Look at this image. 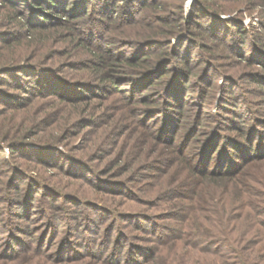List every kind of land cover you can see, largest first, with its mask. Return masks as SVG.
Returning a JSON list of instances; mask_svg holds the SVG:
<instances>
[{
    "label": "rangeland",
    "instance_id": "obj_1",
    "mask_svg": "<svg viewBox=\"0 0 264 264\" xmlns=\"http://www.w3.org/2000/svg\"><path fill=\"white\" fill-rule=\"evenodd\" d=\"M39 1L0 0V35H6L9 38L19 37L12 48L0 51L4 58L0 59V64L3 60L10 59L11 54L15 51L18 53H22L23 49L28 51L19 58L21 65L24 64L20 69L24 70H20L19 74L7 75L4 81H13L12 78H14L13 83H21V85L24 84L22 81L27 84L29 81L37 83L40 75L44 80L48 78L52 80L54 78L67 79L71 82L85 80L86 83H89L85 89L95 87L94 91L100 92L104 96L94 99L88 106L92 112L89 111L85 114L88 118L86 122L88 124L85 127L74 128L67 134L63 133L66 130L62 129L61 120L59 123L52 118L53 115L49 117L50 120L46 125L41 126L39 135L42 136L18 138L26 141L27 144L29 143L30 149H35L34 147H37L36 140L48 142L45 141L47 135L55 133L61 137L60 142L55 140L54 143L59 144L61 151L67 152L68 150L75 160L68 154H58L57 158H60L62 162L65 161V166L59 169V167L51 166L48 162L37 161L33 155H23L16 152L15 163L33 165L36 169H26L30 171V175L56 186L61 191L76 193L84 199L97 200L102 204L107 202L112 207V211L120 213L122 218L127 221L124 222L125 227L131 231H137L136 224L129 221L130 216L134 213H138L139 221L136 223L145 227H151L155 223L156 227L160 225L164 228L166 221L157 218L154 220L155 222H152L148 219H150V214L160 213L155 206L156 204L161 203L164 206L165 203H168L161 202L167 200H161L163 199L161 196L164 197L165 195H158V189L159 185H165L172 179H168L170 173H164L165 176L162 179L159 175L163 172L160 168L177 169L176 163L172 161L175 150L168 142L165 145L151 135H146L140 121L143 120L146 112L151 111V119L146 120V123L152 127L158 126L162 122L161 108H166L173 101L169 108L176 112L183 110L178 119L182 118L186 124L197 119L205 123L203 126L199 125V130L195 135L197 137L196 144L199 138L203 141L214 136L219 138L217 139L220 145L218 148H220L224 144L223 138L225 139L227 136L245 135L239 134L241 130L247 134L249 132L254 133L252 127L258 130L264 129V71L261 69L263 73H256L259 66L257 62H254L259 58L258 47L264 50V0H185L182 10L180 8L181 0H150L143 10H136L130 17H125V7L127 2L131 4L134 0H118L117 3L112 0V9L106 14L101 13L104 9L102 7L110 4V2H108L109 0H100L101 3H96L98 8L96 7L93 11L89 9L87 16L84 12L85 8H80L77 12L72 10L77 0L66 1L68 2L66 13L51 4L43 1L39 3ZM155 3L159 5L161 11L151 15L153 13L148 7H154L151 4L156 5ZM27 4L38 5L48 16L52 15L54 19H59V22L53 27H49L50 21H47L45 28L37 32L45 39L34 44L27 42L29 36H23L25 35L24 30H21L18 24V21L27 22V20H31ZM217 4H221V7L217 8ZM217 9H219L218 12L222 17L220 21L214 19L213 11ZM73 19L77 21L74 25L71 22L74 21ZM139 20L143 21L139 22ZM78 22L81 24L83 22L84 25L91 22V26H88L92 27L94 32H99L104 38H107L110 26L114 24L118 27L113 34L120 36L124 33L126 36H121V40L112 37L107 38L100 47L106 58L103 61L95 60L87 50L84 41L87 40L84 37L88 35L82 33L78 41H73L74 34H78L75 29ZM176 22L182 26V30L170 40L165 37L161 38L163 36L160 35L143 39V43L136 46V42H132L135 37H145L142 32L148 27L166 32V27L170 28ZM47 25L48 28H46ZM194 30L197 31L194 32ZM88 39L90 38L88 37ZM188 39L192 42L187 41ZM94 45L100 46L99 41L96 40ZM158 50H162L163 53L160 54H163L162 57L155 59L153 68L143 74L134 73L135 71L127 63L118 61L135 56L147 55L151 57L153 56L151 53ZM26 63L33 65L32 70H26L29 69L26 67ZM120 63L121 66H119ZM97 68L99 71H96ZM162 69L169 72L168 76L175 72L174 77L172 80L164 77L167 78L162 83L165 89L152 87L154 82L159 80L161 74L164 73ZM189 70L192 73H189ZM26 73L29 74V77ZM188 74L190 77L187 80ZM225 76L229 78H225ZM25 79L29 80L25 81ZM1 85L8 90L23 91L6 82L1 83ZM175 90H178L180 94L179 103L181 104L179 106L174 104L179 98V96H172ZM131 94L134 96V101L129 99ZM223 96L224 98L229 97L226 101L228 104H221ZM23 99L25 105L20 108V114L15 118H12L13 111L9 109L11 107L0 102V122H5L11 126L9 124L10 119L15 123L35 112L39 113L40 111L39 114L42 117L53 112L56 108L60 110L61 114L67 112L64 105L53 101L52 95L37 96L29 104L28 100H25L26 98ZM142 99H146V102ZM204 99L205 103L206 99L207 102L212 103L206 110L202 106ZM5 107L8 110L4 109ZM209 109L216 112L210 116ZM164 118L167 123L173 119L171 115ZM176 123L178 122L174 121L173 124ZM154 132L156 133L157 130ZM200 143L201 141L198 145ZM2 147L4 150L0 151V158L9 157L8 145L3 143ZM215 157L216 155L212 157L211 165L214 163ZM179 167H182L181 164H178V169ZM8 171L0 161V179L2 182L7 178ZM22 180H15V184H24L21 183ZM112 180L134 188L135 194L130 196L115 195L111 191H118L119 186H112ZM11 183L13 182L8 184L10 191L14 185ZM177 184L176 179L169 183L170 188ZM216 184L220 188L225 185L224 183L220 184V182ZM109 187H113V190H110ZM5 189L7 190V188H3L2 191ZM182 191L186 192L187 190ZM29 192L30 190L25 191V195L27 196ZM216 192L217 197L214 200L217 201L221 193L218 190ZM0 194H3L4 197L3 200H0V241L6 239L12 231L15 236L25 240L28 245L35 239L43 242L46 237L47 240L45 241L54 246L64 238L71 237L74 233V240L81 238L80 247L84 253L89 252L82 247L87 241L86 230L81 228L76 231V228H70L69 223H74V220L69 218L70 215L66 214L65 216L64 213V210H71L79 206L63 203L62 206L66 208L57 210L58 218L51 217L49 214L52 213L50 206L53 205V200L50 201V198L45 199V196L37 194L34 207H29V203L26 202L28 203V215L18 218L14 215L11 216L10 212L6 210L8 203L6 192L2 193L0 190ZM225 197L228 199L229 207L233 205L236 208H233V215L229 220L218 213L216 221L235 224V227L239 228V232L243 234L241 235L242 239L244 237L245 240L249 234L247 232L251 231L253 227L254 230L257 228L256 222L252 217L247 225L245 220L248 211L243 210L240 204L237 205L236 202H232L228 198L229 194ZM43 199L45 200L43 201ZM22 202L24 200L17 203L16 207L21 206ZM16 207L14 209H17ZM221 207L226 208L225 206ZM95 208L90 209V206H86L84 210L88 213L90 211L91 217L97 219V224H99V221L102 220L103 222L105 217ZM79 214H82V211ZM87 216L86 213L84 221L89 222ZM8 220L14 222L9 223ZM51 220L54 225L48 224ZM107 221L105 220V222ZM212 221L215 222L214 219ZM249 225L251 226L249 227ZM214 229L217 230L218 228L215 227ZM141 234L147 235L144 230ZM257 239L253 240L247 252L262 250V244L258 243L260 238L257 237ZM241 241L243 242V240ZM177 243L176 253L184 259V264H208L213 255H217L221 261L223 260V253L199 250L190 247L183 241ZM257 264H264V254L261 255Z\"/></svg>",
    "mask_w": 264,
    "mask_h": 264
},
{
    "label": "trees",
    "instance_id": "obj_2",
    "mask_svg": "<svg viewBox=\"0 0 264 264\" xmlns=\"http://www.w3.org/2000/svg\"><path fill=\"white\" fill-rule=\"evenodd\" d=\"M41 1L51 4L53 7L58 8L64 13L68 10L67 0H40L39 3ZM149 1L150 0H134V2H132L133 4L127 2L125 7V17H130V15L138 9L143 10L145 8L144 6ZM183 1L185 0H181L180 3L181 10L183 8ZM97 2L101 3L100 0H93L91 2L90 0H88V2H86V0H77L74 3L72 10L77 12L80 8H85L84 12L87 16V12L90 11L89 9L93 11V9L97 7ZM108 2H110V4L103 5L102 8L104 9L101 13L106 14L111 11L112 0H109ZM114 2L117 3L118 0H114ZM35 4H27V10L30 12L29 18H31V20H27V22L18 21L20 26L19 28L24 30L25 35L23 36H29L27 37L29 40L27 42L30 44L32 42L34 44L45 39V37L37 32L45 28L44 26H46L45 23L47 21H50L49 27H53L57 22H59V19H54L51 13H49L51 16H48L46 12L41 10L40 6ZM151 5L154 7L147 6L148 8H151L150 10L153 13L151 15L161 11L158 4ZM219 6L221 7V4H217V8H219ZM37 9L38 11H36ZM218 10L219 9L213 11V15L214 19H219L217 21H220L222 20V17H220L221 14H219ZM73 20L74 21L71 22L74 25L77 21H75V19ZM142 21L139 20V22ZM90 23L88 24L89 26H91ZM38 25L39 27H37ZM88 25H84L83 22L82 24L81 22H78L77 26H75L78 34H74L73 41H78L80 34L82 33L88 35L87 37H84L87 40H83L86 43L87 50L91 53L95 60L98 59L99 61H103L104 58H106L100 47L106 42L107 38L110 39L112 37L117 40H121L123 36H126L124 33L120 36L118 34H113L117 31L116 29L118 27L114 24H112L113 26H110L107 38L102 37L99 32H94V29L92 30V27L90 28ZM46 28H48V25ZM166 29V32L164 30L160 32L152 27H148L147 30L142 32L145 37H135L132 42H136V46L138 44H142L143 39L146 40L160 35L163 36L161 38L165 37L169 38L167 40H170L171 37L182 30V26L176 22L174 25L170 26V28L166 27ZM196 31L197 30H194V32ZM127 33L131 34L130 32ZM188 36L190 35L188 34ZM88 37L90 39H88ZM95 38L99 41L100 46L94 45L96 43ZM253 38L254 36L252 39ZM0 40V51H2L4 49L12 48V46L17 43V40H19V37L9 38L6 35H0ZM187 41L192 42L190 39ZM169 43L171 42L169 41ZM258 50L260 52H258L259 58L254 60V62H257L259 66L258 69L260 70L257 69L256 73H263L264 50L259 49V47ZM26 51L27 50L23 49L22 53H18L16 51L13 53L11 52L12 54H10L12 57L1 62L0 102H4L7 107H11L9 109H12L13 111L12 118H15L20 114V108L25 105V103H23V98H26L25 100H28L29 104L35 100L37 96L52 95L53 101H57L61 105H64L67 112L61 114L60 110H57L56 108L53 112H49L43 117L39 114V111V113L35 112L33 115L22 118L20 121L15 123H13V120L10 119L9 124L11 126H8L5 122H0V151L4 150L2 147L3 143H6L10 149L9 157L5 156L0 158L3 165H5L6 169L9 170L7 178L4 177L5 179L3 182L2 179H0V190L2 193L6 192L8 199L6 210L10 212L11 216L14 215L18 218L27 216L28 203L29 207H34L35 196L37 194L45 196V199L50 198V201L53 200L54 203L50 206L52 208V213L49 214L51 217L58 218L57 210L66 208L65 206H62L63 203H72L73 205L79 206L71 210H64V213L65 216L66 214L70 215L72 218H69L74 220V223H69L70 228H76V231H79L81 228L86 230L87 241L82 247L89 252L84 253V250L80 247L82 242L81 238L74 240V233L71 237L64 238L62 241L53 246L52 243L50 244L45 241L47 240L46 237L43 242L35 239L31 241L30 245H28L25 240L21 239L17 235L15 236V234L10 231L11 234H8L6 239L0 241V264H91V262H93V264H184V259L176 253V246H178L177 242L181 241L185 242L190 247H195L199 250H207L212 251L213 253L224 254L225 259L222 257V261L217 255H213V259L211 258V262L208 264L258 263L261 255L264 254V129L258 130L255 127H252V131L254 133L249 132V134L241 130L239 134L245 135L227 136L225 139L223 138V147L221 146L218 148L220 146L218 140L219 138L214 136L203 141L199 138V141H197L196 144L197 137L195 135L199 130V125L203 126L205 123L201 122L200 119H197L195 121L191 120L186 124L182 118L178 119V117L182 115L181 112L183 110L176 112L169 108L173 101L170 102L169 106L166 108H161L162 122L159 123L158 126L155 125V127H152V125L146 123V120L151 119V111H145L146 113L143 120L140 121V125L144 129L145 134L151 135V137L160 140L165 145L166 142H168L175 150V155L172 158V161L176 163L177 169L160 168L163 172L159 175V177L162 179L165 174L170 173L168 179H172V182L176 179L178 184L170 188L169 183H171V181L169 180L167 184L159 185L158 195L164 194L165 196H161V198H163L161 200H167L161 202L168 203H165L166 205L164 206L161 205V203L156 204L155 206L158 208V212L160 213H152L149 215L150 219L148 220L152 222H155L154 220L157 218L166 221L165 227L163 228V226L160 225L156 227L155 223H153L151 227L140 225L136 223L139 221L138 213H134L130 216L129 221L136 224L137 231H131L129 228L125 227L126 225L124 222L127 221L122 218L120 213L112 211V207L109 206L107 202L102 204L97 200L84 199L76 193L61 191L56 186L47 184L44 181H40L38 177L30 175V171L26 169H36L33 165H29L28 163H15V153L20 152V154L23 155H33V158L37 159V161L41 163L48 162L51 166L59 167V169L64 167L65 161L62 162V160L57 158V156L58 154H70L68 150L67 152L61 151L59 149V144L54 143L55 140L60 142V135L49 133L45 140L48 142L36 140L35 144L37 147H34L35 149H30L29 147L31 145L29 143L28 144L30 146L26 141L18 138L23 137L24 139L25 137L42 136L39 135L41 126L46 125V123L50 120L49 117H52L53 115L54 117L52 118L59 123L61 120V127H63V130H66L63 133L67 134L74 128L85 127L88 124L86 123L88 118L85 114L91 111V108L88 106L94 99L104 96V94L94 91L95 87L85 89L89 86V83H86L85 80L74 82L61 78H54L53 80L48 78L44 80V78L40 75L38 76L40 79L37 83L29 81V84H27L22 81L24 84L21 85V83H13L15 80L14 78H12L13 81H4V78L7 75L11 76L13 74H19L20 70H24L20 69L24 64L21 65L19 58L24 56ZM161 53H163L162 50H158L151 53L153 54L151 57L147 55L142 57L135 56L118 61L127 63L131 69L135 71L134 73L143 74L153 68V63L155 62L154 60L162 57L163 54L160 55ZM0 59H4L3 55L0 56ZM26 65V67L29 68L26 69L27 71L32 70L33 65L30 63H26ZM121 65L122 64L120 63L119 66ZM164 69L162 70L164 71ZM96 71H99V68H97ZM188 72L192 73L191 70ZM28 73H26L27 77H29ZM168 74L169 72L164 71V73L161 74V77H159V80L154 82L156 85L153 83L154 85L152 87H163L162 83L165 79L169 78V80H172L175 72L169 76ZM187 76L188 80L190 74ZM227 76H225V78H229ZM26 80L29 79H25V81ZM5 82L12 84L16 89H22L23 91L8 90L1 85V83ZM43 83H45V85H42ZM163 88L161 89L163 90ZM172 96H179L176 103H174L179 106L181 104L179 103V91L175 90ZM223 98L224 96L222 97L221 104H228L226 101H228L229 97ZM129 99L134 101L133 94L129 96ZM142 101L146 102V99H142ZM142 101H140V103H142ZM209 104L212 103H210V101L207 102V99L205 103L204 99L202 105L203 109L206 110V108L209 107ZM7 107L4 109L8 110ZM67 108L70 109V111H68ZM229 108L231 109L230 106ZM209 112L211 113L209 114L211 116L216 111L212 112L209 109ZM168 115H171L173 119H170L167 123L165 122L166 119L164 117ZM174 121H177L178 123L173 124ZM156 130L158 133L154 132ZM200 141L201 143L198 145ZM214 155H216V157L214 159V163L211 165V160ZM71 158L75 160L73 156H71ZM46 159L48 160L46 161ZM32 161L34 160L32 159ZM178 164H181L182 166L179 167V169ZM40 175L43 174L40 173ZM19 179H23L21 183L24 184H15V180L19 181ZM9 182H13L11 184H14L11 187L12 191L8 190V188H10L8 186ZM219 182L220 184L224 183V187L220 188L216 186V183ZM112 186H119V189L117 188L118 191H111L114 192L115 195L130 196L135 194V189L129 187L127 184L123 185L121 183H117V181H113ZM3 188H7V190L5 189L2 191ZM109 188L110 190H113V187ZM28 190H30V192L26 196L25 191ZM182 190L187 191L183 192ZM216 190L221 193L217 201L214 200V198L217 197ZM228 194V198L231 199L232 202H236L237 205L240 204L243 210L245 209L248 211L245 223L248 225L249 221L252 220V217L256 222L257 228L254 230L253 227L251 231L254 230V232L248 231L247 234H249L245 237V240L244 237L242 239L241 235L243 234L239 232V228H236L235 224H226L216 221L218 213L222 216L224 215V217L228 220L233 215L232 210L236 207L233 205L229 207L228 199L225 197ZM0 198V200L4 199L3 194H0ZM45 199H43V201ZM23 200L24 202H22V205H19L17 208V203H20ZM107 201L109 202V200ZM86 206H90V209L99 207L95 209H97L102 216L104 215L105 218L103 222L101 220L99 221L100 223L97 224V219L91 217L92 213L90 214V211L88 213V211L84 210ZM221 206H225L226 208ZM15 207L17 209H14ZM218 210H220V212H217ZM81 211L82 214H79ZM86 213L88 215L87 220L89 222L84 221ZM144 215L147 216V214ZM213 219L215 222L212 221ZM105 220L108 221L105 222ZM8 221H10L9 223L14 222L11 220ZM52 222L53 221L51 220L48 224H52ZM174 224L177 225L175 226ZM250 226L251 225H249V227ZM215 227L218 229H214ZM143 230L147 235L141 234ZM257 237L260 238L258 243L262 244V250L250 251L252 253L247 252L251 243L253 240L257 239ZM241 240H243V242ZM97 245L98 247H96ZM138 254H141L142 256Z\"/></svg>",
    "mask_w": 264,
    "mask_h": 264
}]
</instances>
